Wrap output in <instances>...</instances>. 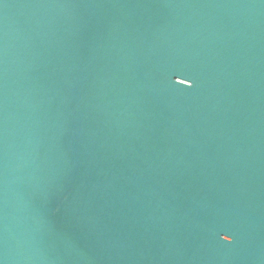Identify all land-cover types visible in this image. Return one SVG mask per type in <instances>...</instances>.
I'll return each mask as SVG.
<instances>
[{
    "label": "water",
    "instance_id": "1",
    "mask_svg": "<svg viewBox=\"0 0 264 264\" xmlns=\"http://www.w3.org/2000/svg\"><path fill=\"white\" fill-rule=\"evenodd\" d=\"M0 264H264V0H0Z\"/></svg>",
    "mask_w": 264,
    "mask_h": 264
},
{
    "label": "clouds",
    "instance_id": "2",
    "mask_svg": "<svg viewBox=\"0 0 264 264\" xmlns=\"http://www.w3.org/2000/svg\"><path fill=\"white\" fill-rule=\"evenodd\" d=\"M223 239H225V240H230V237H223Z\"/></svg>",
    "mask_w": 264,
    "mask_h": 264
},
{
    "label": "snow or ice",
    "instance_id": "3",
    "mask_svg": "<svg viewBox=\"0 0 264 264\" xmlns=\"http://www.w3.org/2000/svg\"><path fill=\"white\" fill-rule=\"evenodd\" d=\"M225 237H228V236H225Z\"/></svg>",
    "mask_w": 264,
    "mask_h": 264
}]
</instances>
